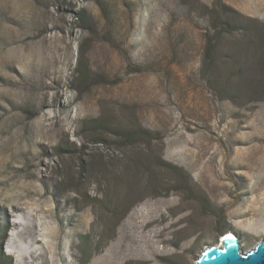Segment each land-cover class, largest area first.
I'll return each instance as SVG.
<instances>
[{
    "label": "rangeland",
    "instance_id": "1",
    "mask_svg": "<svg viewBox=\"0 0 264 264\" xmlns=\"http://www.w3.org/2000/svg\"><path fill=\"white\" fill-rule=\"evenodd\" d=\"M225 12L264 30V0H0L4 264H195L226 232L264 238V86L239 92L229 65L242 31L203 64Z\"/></svg>",
    "mask_w": 264,
    "mask_h": 264
},
{
    "label": "trees",
    "instance_id": "2",
    "mask_svg": "<svg viewBox=\"0 0 264 264\" xmlns=\"http://www.w3.org/2000/svg\"><path fill=\"white\" fill-rule=\"evenodd\" d=\"M227 13V12H225ZM235 15L231 14H226V16L222 19L218 18L217 16H214L213 20H211V25L215 27V29H218L217 31L215 30V39L212 40L211 37L207 35L205 46H204V55H203V64H205V69L206 65L208 66L209 70L214 69L213 71H216L218 69V66L216 65L215 59H214V48L216 47L217 44H219V36L223 33H229V34H235L236 32H241L242 31V37L239 40L238 43H236L232 49H231V54H230V59L232 60V63H230V67H232V72L235 73L237 76L238 80L237 83H235V87H237V90L239 92H242L241 90H245L246 92H242L244 94L250 93V92H258V88L260 86H264V52L262 51L261 54L258 56V50L263 42H264V30L257 27L256 25H252L247 21L241 14L238 12H234ZM211 19L212 16L211 15ZM79 18L82 21L86 22V17L83 14L79 15ZM250 25L252 27H250ZM219 26V28H218ZM246 26V28H243ZM246 49H252L254 56H257L256 58V63H257V69H259L260 75L263 77H258L257 75L253 74L252 67H247L249 64L252 63L251 60H249V64L243 68V66L240 63V60L238 57L241 56V52L243 51L242 48ZM243 58V57H242ZM248 58H246V61ZM215 65V66H213ZM76 70L77 74L79 75V84H82L83 82L87 81L89 76H90V70L88 66L84 63L79 62L77 64ZM255 72V71H254ZM234 73H232L234 75ZM258 73V75H259ZM230 79V78H228ZM226 80L224 83V86H228L229 80ZM223 86V87H224ZM224 89V88H223ZM119 128L117 129H122L120 126H117ZM113 133L119 137L122 138V140L125 143L131 142L132 138L135 136V133L131 129H126L123 127L122 130H113ZM173 171L180 172L181 169L175 167V166H170ZM181 175V174H180ZM182 182H187L186 179H183ZM0 262L1 264H4V260L2 257V253L0 254Z\"/></svg>",
    "mask_w": 264,
    "mask_h": 264
},
{
    "label": "water",
    "instance_id": "3",
    "mask_svg": "<svg viewBox=\"0 0 264 264\" xmlns=\"http://www.w3.org/2000/svg\"><path fill=\"white\" fill-rule=\"evenodd\" d=\"M195 264H264V238L243 251L236 234L225 233L219 244L204 248Z\"/></svg>",
    "mask_w": 264,
    "mask_h": 264
},
{
    "label": "bare ground",
    "instance_id": "4",
    "mask_svg": "<svg viewBox=\"0 0 264 264\" xmlns=\"http://www.w3.org/2000/svg\"><path fill=\"white\" fill-rule=\"evenodd\" d=\"M226 233H232V232H226Z\"/></svg>",
    "mask_w": 264,
    "mask_h": 264
}]
</instances>
